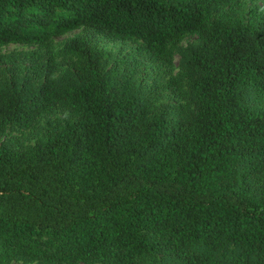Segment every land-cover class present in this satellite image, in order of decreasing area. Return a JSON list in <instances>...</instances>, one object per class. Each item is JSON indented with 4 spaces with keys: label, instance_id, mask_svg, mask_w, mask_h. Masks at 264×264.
<instances>
[{
    "label": "trees",
    "instance_id": "obj_1",
    "mask_svg": "<svg viewBox=\"0 0 264 264\" xmlns=\"http://www.w3.org/2000/svg\"><path fill=\"white\" fill-rule=\"evenodd\" d=\"M247 1L0 0V45L50 46L81 26L160 54L170 38L198 39L183 121L157 116L85 38L65 45L88 58L76 73L0 87V132L55 106L80 117L46 125L34 148L0 147V264H264V186L250 181L264 171V109L252 105L264 101V9L250 25L230 15Z\"/></svg>",
    "mask_w": 264,
    "mask_h": 264
},
{
    "label": "rangeland",
    "instance_id": "obj_2",
    "mask_svg": "<svg viewBox=\"0 0 264 264\" xmlns=\"http://www.w3.org/2000/svg\"><path fill=\"white\" fill-rule=\"evenodd\" d=\"M264 9V0H249L244 6L230 12L231 18L254 24L253 9ZM230 7L226 8V12ZM215 18V17H214ZM74 38H85L95 50H101L111 55L112 60L105 67L108 71L116 68L120 79H127L135 86V94L141 96L151 110L164 119L183 121L196 110L192 101L193 78L184 65V55L190 46L198 39L194 35L182 38H170L165 51L147 52L142 50V42L136 39L114 40L106 33L95 28L81 26L51 37V45L36 43H10L0 45V87L7 86L13 90L23 89L25 81L35 80L42 85L51 80L62 79L67 73H76L77 65L88 60L87 56L79 53L64 54L67 41ZM158 53V54H157ZM55 62L59 68L51 74L39 76L34 72L44 63ZM252 105L264 109V101L254 100ZM80 119L76 110L55 106L50 114L43 115L33 127L24 128L10 126L0 132V147L13 150L34 148L39 142V134L45 131V126L55 123L64 127L78 122ZM245 165L239 168V175H243ZM257 187L264 186V171L250 178ZM234 185V181H230ZM146 264H151V258H143ZM10 264H52L41 260L23 257H13ZM76 264H103L98 261H79Z\"/></svg>",
    "mask_w": 264,
    "mask_h": 264
}]
</instances>
